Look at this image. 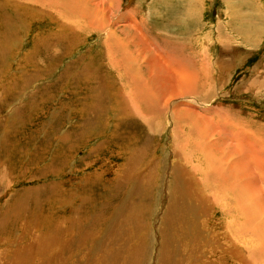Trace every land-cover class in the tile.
Wrapping results in <instances>:
<instances>
[{
	"label": "rangeland",
	"instance_id": "374dc122",
	"mask_svg": "<svg viewBox=\"0 0 264 264\" xmlns=\"http://www.w3.org/2000/svg\"><path fill=\"white\" fill-rule=\"evenodd\" d=\"M262 248L264 0H0V264Z\"/></svg>",
	"mask_w": 264,
	"mask_h": 264
},
{
	"label": "bare ground",
	"instance_id": "6f19581e",
	"mask_svg": "<svg viewBox=\"0 0 264 264\" xmlns=\"http://www.w3.org/2000/svg\"><path fill=\"white\" fill-rule=\"evenodd\" d=\"M28 1H30V0H28ZM63 2H64V1H63ZM57 3H58V2H57ZM57 3H56V4H57ZM53 7H54V6H53ZM56 7H57V6H56ZM59 39H60V38H59ZM131 79H132V78H131ZM184 79H185V78H184ZM128 80H129V79H128ZM129 82H130V80H129ZM136 83H137V82H136ZM130 84H131V83H130ZM137 84H138V83H137ZM192 84H193V83H192ZM142 86H143V85H142ZM135 87H136V86L134 85V88H135ZM191 88H193V87H191ZM133 92H134V91H133ZM142 92H143V91H142ZM142 95H143V94H142ZM136 97H137V96H136ZM135 99H136V98H135ZM131 100H132V99H131ZM137 100H138V99H137ZM133 102H134V101H133ZM148 103H149V102H148ZM145 105H146V104H145ZM146 106H147V105H146ZM146 106H145V107H146ZM151 107H152V106H151ZM138 108H139V107H138ZM145 110H146V109H145ZM145 110H144V111H145ZM251 183H252V182H251ZM262 190H263V189H262ZM237 194H238V193H237ZM237 198H238V196H237ZM235 200H236V199H235ZM237 200H239V199H237ZM240 204H241V202H240ZM240 204H239V206H240V208H241V207H242V206H241L242 204H241V205H240ZM242 208H243V207H242ZM246 208H247V207H246ZM241 210H242V209H241ZM244 213H245V212H244ZM245 215H246V213H245ZM247 215H248V214H247ZM255 215H256V214H255ZM245 217H247V216H245ZM253 217H254V216H253ZM254 218H255V217H254ZM247 219H249V218L247 217ZM260 222H261V221H260ZM247 223H248V222H247ZM253 223H254V222H253ZM261 223H262V222H261ZM251 224H252V223H251ZM248 226H249V225H248ZM252 226H253V225H252ZM262 227H263V226H262ZM234 230H235V229H234ZM254 233H255V232H254ZM255 236H256V235H255ZM256 237H257V236H256ZM256 242H257V241H256ZM258 242H259V241H258ZM262 249H263V248H262ZM263 250H264V249H263ZM257 255H258V254H257ZM263 257H264V256H263ZM263 257H262V258H263Z\"/></svg>",
	"mask_w": 264,
	"mask_h": 264
}]
</instances>
